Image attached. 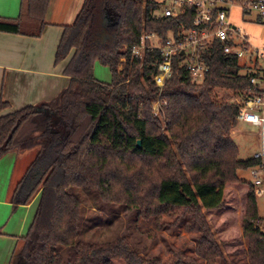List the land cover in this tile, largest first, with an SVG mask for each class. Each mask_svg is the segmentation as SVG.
Segmentation results:
<instances>
[{"label": "trees", "instance_id": "trees-1", "mask_svg": "<svg viewBox=\"0 0 264 264\" xmlns=\"http://www.w3.org/2000/svg\"><path fill=\"white\" fill-rule=\"evenodd\" d=\"M49 4L22 0L18 18L0 17V32L39 38ZM158 9L156 0H84L55 57L56 65L69 59L64 75L70 85L51 102L0 116V160L37 149L10 198L17 210L39 195L13 262L66 264L61 249L74 247L71 264H159L125 238L79 241L83 206L73 191L80 190L98 194L105 204L138 210L140 218L155 219L160 231L188 218L185 232L198 235L194 255L173 247L165 264H216L225 255L223 245L237 242L238 234L250 264H264L258 196L238 175L258 163L239 159L232 132L240 108L228 94L246 89L248 78L240 74L238 58L215 44L204 56L210 73L202 84L192 81L178 55L160 90L154 81L160 55L133 60L131 49L146 32L166 39L170 31L192 30L195 12L169 19L156 17ZM97 63L110 70V84L96 80ZM221 91L227 94L221 97ZM159 98L167 107L156 117ZM8 108L1 99L0 113ZM232 212L240 215L233 218ZM220 218V228L214 227ZM229 222L236 223L237 234L222 239Z\"/></svg>", "mask_w": 264, "mask_h": 264}, {"label": "built area", "instance_id": "built-area-1", "mask_svg": "<svg viewBox=\"0 0 264 264\" xmlns=\"http://www.w3.org/2000/svg\"><path fill=\"white\" fill-rule=\"evenodd\" d=\"M238 7L246 23L264 28V0H161L155 16L178 19L194 10L192 30L170 31L164 39L157 32L144 33L138 45L131 49L133 60L144 61L149 54H159L161 63L154 77L162 90L172 75L173 60L181 56L180 64L192 81L202 84L210 73L204 60L208 49L217 44L226 55L236 56L241 75L248 78V87L240 92H229L230 101L240 108L237 126L250 125L259 130L260 148L252 159L257 167L249 170L257 196L264 194V48L250 42L248 35L230 20L231 9ZM125 61V59H122ZM167 107L164 99L154 103V115L161 117Z\"/></svg>", "mask_w": 264, "mask_h": 264}, {"label": "crops", "instance_id": "crops-1", "mask_svg": "<svg viewBox=\"0 0 264 264\" xmlns=\"http://www.w3.org/2000/svg\"><path fill=\"white\" fill-rule=\"evenodd\" d=\"M21 1L0 0V17L18 18ZM83 2L50 0L39 38L0 32V100L9 104L0 116L51 102L70 85L71 79L64 75L69 59L56 65L55 57L65 27L75 22ZM259 148L260 143L255 153ZM36 154L37 149L11 152L0 160V229L4 234L0 237V264H22L13 262V255L30 229L39 195L17 210H13L10 198Z\"/></svg>", "mask_w": 264, "mask_h": 264}, {"label": "rangeland", "instance_id": "rangeland-1", "mask_svg": "<svg viewBox=\"0 0 264 264\" xmlns=\"http://www.w3.org/2000/svg\"><path fill=\"white\" fill-rule=\"evenodd\" d=\"M156 1L159 3L161 0ZM230 16L232 24L242 29L248 35L252 44L264 48V28L262 26L246 23L242 19L241 10L238 7L231 9ZM110 18L114 20V17L110 16ZM94 75L99 82L111 83L110 70L98 63L94 67ZM225 94H227L226 91L220 92L221 97ZM162 127L164 130V123H162ZM232 138L239 147L240 160H247V158L253 156L260 143L259 130L250 125L237 126L232 132ZM238 175L244 181L250 182L251 180L248 171H240ZM73 192L81 200L83 206L79 241L102 244L125 238L138 254L159 264H165L169 260L173 247L181 248L188 254L194 255L198 235L185 232L184 223L188 218L183 219L175 226L169 224L164 230L160 231L156 228L155 219L144 220L140 218L139 211L134 208L105 204L96 193L89 194L80 190H74ZM257 202L261 219L259 227L264 233V194L258 196ZM228 215L234 218L240 215V212L238 214L232 212ZM220 220L221 218L213 221L214 227L220 228ZM229 224V229L222 235V239L237 234L236 223L232 225L229 222ZM237 238V242L226 241L223 245L225 255L216 264H250L247 243L239 238V234ZM61 253L66 264L73 262L75 257L74 247L63 248ZM201 264L206 263L201 261Z\"/></svg>", "mask_w": 264, "mask_h": 264}, {"label": "water", "instance_id": "water-1", "mask_svg": "<svg viewBox=\"0 0 264 264\" xmlns=\"http://www.w3.org/2000/svg\"><path fill=\"white\" fill-rule=\"evenodd\" d=\"M38 112H41V113H43V112H44V110H41V109H40V110H38ZM138 147H139V148H141V141H138Z\"/></svg>", "mask_w": 264, "mask_h": 264}]
</instances>
